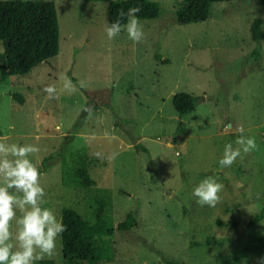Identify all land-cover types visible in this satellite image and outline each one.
Returning a JSON list of instances; mask_svg holds the SVG:
<instances>
[{
  "label": "rangeland",
  "instance_id": "374dc122",
  "mask_svg": "<svg viewBox=\"0 0 264 264\" xmlns=\"http://www.w3.org/2000/svg\"><path fill=\"white\" fill-rule=\"evenodd\" d=\"M21 1L54 3L59 45L27 75H0V142L40 148L29 158L42 173V207L58 219L70 207L93 222L101 204L114 225L133 212L132 228L113 229L116 256L129 264H257L264 257V39L254 41L250 26L261 20L264 34V7L213 4L206 21L182 25L175 17L182 0H150L162 14L139 19L145 39L135 44L126 30L108 39L101 3ZM62 74L75 90L64 89ZM50 85L58 99L42 91ZM178 92L195 99L182 118L170 102ZM229 123L235 134L224 132ZM241 135L258 147L238 177L232 167L240 157L230 168L219 160L227 144L240 147ZM207 177L224 186L215 207L193 195ZM235 203L240 229L216 224L230 220ZM12 231L15 244V221ZM57 247L52 259L61 256L60 240Z\"/></svg>",
  "mask_w": 264,
  "mask_h": 264
},
{
  "label": "trees",
  "instance_id": "16d2710c",
  "mask_svg": "<svg viewBox=\"0 0 264 264\" xmlns=\"http://www.w3.org/2000/svg\"><path fill=\"white\" fill-rule=\"evenodd\" d=\"M86 3L98 2L103 5L106 26L117 19V11L123 9L126 13L129 8L139 7L138 19H156L162 14L157 3L150 0H84ZM241 0H182L175 11L176 21L179 24H195L206 21L210 17L213 4H231ZM258 1L264 7V0ZM127 23V18L121 21ZM261 20H253L250 26L251 38L254 41L263 40L264 34L260 31ZM0 75L25 76L37 64L47 62L57 54L59 45V29L55 6L52 1H21L0 0ZM74 82V79L71 78ZM17 103L23 104L21 95L12 94ZM171 106L175 113L182 118L192 111L195 99L178 92L171 97ZM241 155L238 163L232 167L233 173L240 177L245 173L247 162H254L253 153L245 154L240 145ZM136 149H140L136 146ZM147 152L146 149H141ZM59 155L53 153L42 159V163L55 160ZM81 181L89 186L92 181L86 171L77 170ZM231 218L227 223L217 220L216 224L225 227L240 229L241 205L235 203L229 209ZM95 220L88 222L74 209L62 207L60 219L67 226L62 235L61 256L56 259L45 258L35 264H129L128 260L118 258L113 240L114 227L118 231H127L134 224V213L126 214L124 220L113 224L110 216L103 212L101 204L94 213ZM210 243L211 241L207 240ZM165 264H205L194 260L174 261L167 260ZM214 264V263H212Z\"/></svg>",
  "mask_w": 264,
  "mask_h": 264
},
{
  "label": "clouds",
  "instance_id": "9594fccd",
  "mask_svg": "<svg viewBox=\"0 0 264 264\" xmlns=\"http://www.w3.org/2000/svg\"><path fill=\"white\" fill-rule=\"evenodd\" d=\"M140 11L139 7L129 8L126 13L119 9L117 19L105 29L108 39L112 40L126 30L133 43H141L145 33L137 16ZM125 18L127 23L122 24ZM60 79L65 90L76 89L67 76L62 74ZM80 86L83 87V84ZM42 91L48 99H58L54 85ZM85 111L91 114V106ZM235 131L230 123L224 126L225 133L235 134ZM238 131L242 133L243 129ZM236 144L242 146L245 154L258 147L255 137L245 138L243 135L236 140ZM39 151L40 148L34 144L0 142V178L4 182V186H0V264H35L45 258L51 259L58 254L57 242L67 231V226L52 209L42 207L46 203V192L41 186L42 173L29 158ZM240 155V148L233 149L232 144H227L219 165L230 168ZM223 188L213 177H207L193 190V195L198 198L199 204L215 207L221 200ZM13 221L16 227L15 244L11 242ZM257 264H264V257L258 258Z\"/></svg>",
  "mask_w": 264,
  "mask_h": 264
}]
</instances>
